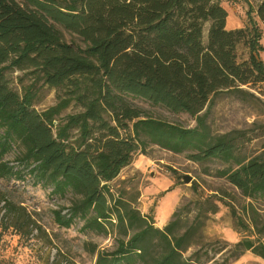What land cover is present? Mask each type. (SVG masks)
Wrapping results in <instances>:
<instances>
[{"label":"trees","instance_id":"1","mask_svg":"<svg viewBox=\"0 0 264 264\" xmlns=\"http://www.w3.org/2000/svg\"><path fill=\"white\" fill-rule=\"evenodd\" d=\"M222 1L0 0V176L23 180L27 170L51 194L72 195L69 206L53 211L58 226L81 221L82 231L114 235L116 250H93L95 264H190L183 253L202 206L195 226L179 236L177 220L160 229L113 193L111 184L147 145L197 164H225L218 176L249 201L243 215L228 206L242 237L220 248L229 247L221 264L247 251L264 259V208L256 206L264 207V155L246 145L257 137L216 134L209 123L223 94L264 104V0L253 11L257 21L236 30L226 29ZM63 31L79 42L65 41ZM241 43L248 49L243 61ZM9 68L31 70L22 92L6 78ZM40 85L64 91L42 112L34 108ZM127 96L186 113L196 125L146 117ZM73 102L82 111L60 118ZM13 151L21 169L4 161ZM206 202L216 213L217 204ZM4 209L23 211L7 201Z\"/></svg>","mask_w":264,"mask_h":264},{"label":"rangeland","instance_id":"2","mask_svg":"<svg viewBox=\"0 0 264 264\" xmlns=\"http://www.w3.org/2000/svg\"><path fill=\"white\" fill-rule=\"evenodd\" d=\"M261 1L223 0L221 5L228 13L226 29H242L249 25L251 18L257 21L253 11ZM209 26L207 23L204 27V42L207 41ZM63 37L67 42H79L76 36L66 31H63ZM261 45L263 49L259 54L264 63V38ZM238 57L239 61L248 58V49L243 43L238 45ZM30 71L9 68L4 74L11 87L22 92L31 83ZM63 94V90L40 85L34 108L42 112L56 105ZM127 99L143 110L146 117L186 128L196 125L195 119L186 113L172 112L142 98L127 96ZM80 111L81 106L73 102L60 118ZM209 123L216 134L234 130H247V136L254 134L257 138L246 144L247 152L264 155V104H247L232 95L223 94L217 98ZM16 156L13 151L4 156V161L21 169ZM224 167L225 164L216 160L197 164L188 160L185 154L147 145L145 152L124 168L111 185L115 197L122 194L142 216L153 218L156 227L163 229L177 220L179 236L195 226L202 206V217L192 229L183 259L190 260V264H221L229 247L222 251L220 248L225 242L235 244L242 237L228 206H233L238 215H243V206L249 201L225 178L218 176V171ZM24 176L23 180L0 176V199L3 200L0 203V264H95L97 253L93 250H116L113 234L82 231L81 221L71 228L58 226L53 211L69 206L73 196L62 198L51 194V188L36 184L27 170H24ZM186 176L191 178L189 183L184 182ZM170 188L172 190L167 191ZM162 193L164 195L160 197ZM207 198L217 204L216 213L211 212ZM6 201L22 207L21 215H7L4 209ZM165 202V207H162ZM20 216L23 224L19 222ZM159 248L154 247L152 251ZM226 264H264V259L247 251L238 258H230Z\"/></svg>","mask_w":264,"mask_h":264},{"label":"water","instance_id":"3","mask_svg":"<svg viewBox=\"0 0 264 264\" xmlns=\"http://www.w3.org/2000/svg\"><path fill=\"white\" fill-rule=\"evenodd\" d=\"M190 181H191L190 177H188V176L184 177V182L185 183H189Z\"/></svg>","mask_w":264,"mask_h":264},{"label":"bare ground","instance_id":"4","mask_svg":"<svg viewBox=\"0 0 264 264\" xmlns=\"http://www.w3.org/2000/svg\"><path fill=\"white\" fill-rule=\"evenodd\" d=\"M165 205H166V202L162 205V207H165Z\"/></svg>","mask_w":264,"mask_h":264}]
</instances>
